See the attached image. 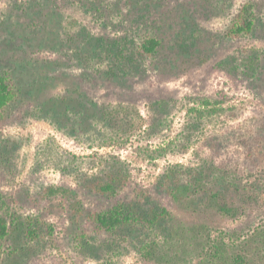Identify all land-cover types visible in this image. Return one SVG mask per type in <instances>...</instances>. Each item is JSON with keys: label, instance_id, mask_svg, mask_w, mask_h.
Listing matches in <instances>:
<instances>
[{"label": "rangeland", "instance_id": "1", "mask_svg": "<svg viewBox=\"0 0 264 264\" xmlns=\"http://www.w3.org/2000/svg\"><path fill=\"white\" fill-rule=\"evenodd\" d=\"M105 1L111 5L117 2L124 11L111 18L121 23L108 29L112 34L133 36L147 27L138 11L128 13L130 0ZM154 2L156 11L151 17L155 22H147L166 39L158 58L162 67H154L155 63L145 74L135 77L83 82L90 98L134 105L144 117L143 128L155 126L157 131L152 137L137 134L138 141L134 138V143L119 148L100 147L88 132L92 128L84 133L60 130L33 113L36 100L40 103L60 90L82 84L77 70L83 65L72 61L71 70L56 68L49 58L56 54L55 44L65 38L68 20L93 25V15L71 6L69 0H0V72L8 70L23 91L21 101L11 106L0 126V196L17 212L39 214L56 228L52 245L44 246L31 258H0V264H202L192 248L171 263H157L144 260L131 247L109 259L107 248L77 246L75 236L92 226L85 223L84 217L73 221L67 200L57 196L46 201L39 193L49 184L73 185L72 169L65 166L68 152L78 156L94 151L120 154L134 162L135 180L146 185L167 162L198 166L213 161L245 183L264 180V0ZM248 2L254 5L256 30L247 37L226 39L233 15ZM203 97L220 100L222 106L237 110L233 116L215 117L202 135L192 138L188 153H171L156 161L158 166L135 152L138 143L151 148L166 146L182 132L187 109L199 105ZM161 99L169 101L167 110L151 107ZM83 204L87 209H99L110 202L88 195ZM198 210L187 203L176 204V223L204 226L213 238L227 230L242 235L264 228V206H251L236 220L214 210ZM164 249L174 254L180 243Z\"/></svg>", "mask_w": 264, "mask_h": 264}, {"label": "trees", "instance_id": "2", "mask_svg": "<svg viewBox=\"0 0 264 264\" xmlns=\"http://www.w3.org/2000/svg\"><path fill=\"white\" fill-rule=\"evenodd\" d=\"M69 1L71 6L92 14L93 25L68 20L65 38L55 44L58 46L56 54L49 61L56 68L69 70L73 69L72 61L83 65L77 70L82 84L71 90H60L40 103L36 100L34 115L60 130L84 133L92 128V132H88L100 147L129 146L138 139L137 134L152 137L156 134L155 126L143 128L144 117L136 106L90 98L83 82L125 79L145 74L153 66L162 67L158 58L166 39L156 31L157 27L152 24L155 19L151 17L156 11L154 1L158 0L145 3L130 0L128 13L138 11L147 23V27L140 28L133 36L112 34L108 30L121 24L120 20L111 19L115 14L124 13L117 2L111 5L105 0ZM256 28L254 5L244 3L233 15L225 37H247ZM155 63L157 65L151 66ZM22 93L8 70L0 72V126L6 121L11 106L21 101ZM221 104L217 99L201 98L199 105L187 109L182 132L166 146L151 148L138 143L135 152L155 166H158L156 161L171 153H188L192 138L202 135L215 117L235 114L236 107ZM168 106L169 101L165 99L151 104L161 110H167ZM68 156L65 166L72 169L73 185L49 184L39 193L46 201L57 196L67 200L73 221L84 217L85 223L92 226L75 236L77 246L107 248L109 259L131 247L144 260L171 263L192 248L202 264H264V228L254 229L251 234L241 232L242 235L227 230L213 238L204 226L177 224L173 212V207L182 202L196 206L199 212L214 210L236 220L251 206H264V180L245 183L237 174L225 171L224 165L213 161L198 166L167 162L151 184L146 185L135 180L134 162L120 154L94 151L87 156L68 152ZM88 195L106 198L110 204L105 208L87 209L83 201ZM55 230L54 224L43 216L19 213L0 196V258H31L44 246L53 244ZM250 235L252 239H246ZM174 242L180 243V249L174 254L164 249ZM56 264L67 263L58 261Z\"/></svg>", "mask_w": 264, "mask_h": 264}]
</instances>
